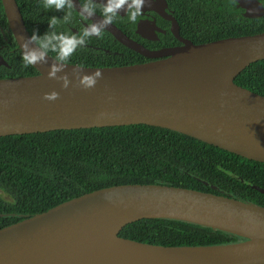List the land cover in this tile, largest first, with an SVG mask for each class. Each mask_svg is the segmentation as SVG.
I'll return each mask as SVG.
<instances>
[{
    "label": "water",
    "instance_id": "water-1",
    "mask_svg": "<svg viewBox=\"0 0 264 264\" xmlns=\"http://www.w3.org/2000/svg\"><path fill=\"white\" fill-rule=\"evenodd\" d=\"M0 2L21 52L25 43L35 47L16 0ZM106 28L149 60L86 66L48 54L32 65L35 74L0 77V136L143 123L264 163V95L234 82L264 59V31L196 44L181 39L179 46L150 51L112 24ZM54 64L59 70L50 78ZM96 71L102 75L93 87L79 83ZM52 91L56 99H45ZM11 215L21 216L0 213ZM142 218L180 220L239 239L161 245L119 235ZM0 264H264V206L161 182L110 185L0 227Z\"/></svg>",
    "mask_w": 264,
    "mask_h": 264
},
{
    "label": "trees",
    "instance_id": "trees-1",
    "mask_svg": "<svg viewBox=\"0 0 264 264\" xmlns=\"http://www.w3.org/2000/svg\"><path fill=\"white\" fill-rule=\"evenodd\" d=\"M20 11L23 13L22 8ZM0 19L5 22L1 2ZM49 55L54 57L51 52ZM67 61L94 65L75 58ZM143 61L129 57L114 64ZM34 73L37 71L32 65L22 71L0 69V77ZM234 82L264 95V59L247 65ZM226 170L264 189L263 162L164 127L139 123L0 136V213L21 215L0 216V227L82 193L124 183L161 182L223 193L264 206L263 192ZM119 235L161 245L239 239L209 227L163 218L130 222Z\"/></svg>",
    "mask_w": 264,
    "mask_h": 264
},
{
    "label": "flooded vegetation",
    "instance_id": "flooded-vegetation-1",
    "mask_svg": "<svg viewBox=\"0 0 264 264\" xmlns=\"http://www.w3.org/2000/svg\"><path fill=\"white\" fill-rule=\"evenodd\" d=\"M16 2L20 6L19 10L23 9L21 15L30 35L33 31L37 35L48 31L76 36L82 33L86 25L98 23L102 19L105 0H91L95 12L88 18L80 14V6L87 0H72L71 9L61 10L44 9L42 0ZM65 11L71 13L67 22L62 19ZM128 15V11L122 8L109 24L150 51L179 46L181 39L196 44L264 31V0H142L135 20L130 21ZM51 16L60 19L49 28L47 22ZM60 46L71 47V42L62 41ZM21 53L8 28L6 17L5 22L0 19V59L3 61L0 69L24 70L27 66L21 59ZM129 57L149 60V57L117 40L104 26L99 36L87 37L85 44L77 46L68 60L75 58L80 62L94 64L86 66H114L119 65L114 64L117 61Z\"/></svg>",
    "mask_w": 264,
    "mask_h": 264
},
{
    "label": "clouds",
    "instance_id": "clouds-1",
    "mask_svg": "<svg viewBox=\"0 0 264 264\" xmlns=\"http://www.w3.org/2000/svg\"><path fill=\"white\" fill-rule=\"evenodd\" d=\"M142 0H105L103 9H102V19L98 23H92L86 25L83 28L82 33L76 36H65L63 33H55L45 31L44 33L37 35L35 31L32 32V35L28 38L30 41L34 42L35 47L29 48L28 44L23 45V52L21 53V59L25 66L35 65L39 62H42L45 59V56L49 52L55 53L54 59L59 62L66 63L68 57L71 55V52L79 45H83L86 42V38L90 36H99L101 29L107 24L111 23L114 16L124 8L128 11V18L130 21H134L136 15L139 12ZM42 6L44 9L54 8L55 10L61 9H71L73 7L72 0H42ZM95 12V7L92 4L91 0L81 4L80 14L84 18L91 17ZM71 13L65 11L62 19L67 22L70 18ZM58 17L51 16L48 19V27L52 28L58 21ZM70 41L71 47L60 46L62 41ZM57 65H52L51 70L48 75L50 78H54L56 72L58 71ZM102 73L96 71L94 74H85L80 78L79 83L83 87H93L97 82V79L101 77ZM68 81L64 79L62 87H67ZM57 97L55 91L48 92L44 94V98L47 100H54Z\"/></svg>",
    "mask_w": 264,
    "mask_h": 264
}]
</instances>
